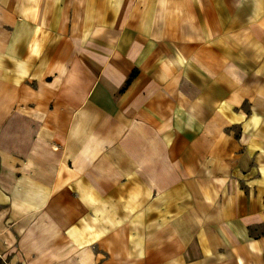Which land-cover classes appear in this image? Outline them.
<instances>
[{
    "label": "crops",
    "instance_id": "obj_1",
    "mask_svg": "<svg viewBox=\"0 0 264 264\" xmlns=\"http://www.w3.org/2000/svg\"><path fill=\"white\" fill-rule=\"evenodd\" d=\"M0 264H264V0H0Z\"/></svg>",
    "mask_w": 264,
    "mask_h": 264
}]
</instances>
